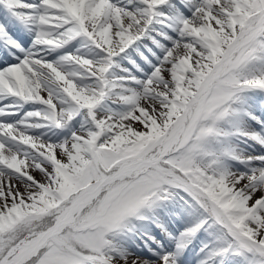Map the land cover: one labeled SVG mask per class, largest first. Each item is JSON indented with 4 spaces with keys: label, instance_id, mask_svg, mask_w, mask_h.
<instances>
[{
    "label": "snow or ice",
    "instance_id": "snow-or-ice-1",
    "mask_svg": "<svg viewBox=\"0 0 264 264\" xmlns=\"http://www.w3.org/2000/svg\"><path fill=\"white\" fill-rule=\"evenodd\" d=\"M0 264H264V0H0Z\"/></svg>",
    "mask_w": 264,
    "mask_h": 264
}]
</instances>
